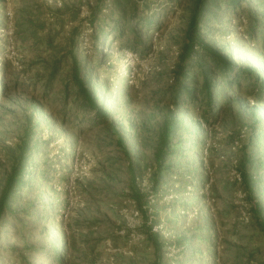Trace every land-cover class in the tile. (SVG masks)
<instances>
[{"label": "rangeland", "instance_id": "rangeland-1", "mask_svg": "<svg viewBox=\"0 0 264 264\" xmlns=\"http://www.w3.org/2000/svg\"><path fill=\"white\" fill-rule=\"evenodd\" d=\"M193 3L0 0V264H264V0Z\"/></svg>", "mask_w": 264, "mask_h": 264}, {"label": "trees", "instance_id": "trees-1", "mask_svg": "<svg viewBox=\"0 0 264 264\" xmlns=\"http://www.w3.org/2000/svg\"><path fill=\"white\" fill-rule=\"evenodd\" d=\"M206 5V0H194L193 7L191 9V12L189 14L188 23H187V30L184 37L183 44L181 46V53L179 56V61L183 63L187 58H189L192 54L193 47L195 44H202L200 35L198 33V25L201 19V14ZM208 51L211 52V60L213 63V67L216 68L217 72H221L224 75L222 76V82L225 80V75L229 72V60L225 56H221L217 51L208 48ZM177 71H180V74H183V65H180L177 67ZM209 67L202 72V85H201V93L205 94L209 100L211 97V87H212V80L211 76L208 74ZM73 83L76 86V95L78 98H81V106L85 109L91 110L94 109L95 111H102V109L99 107L97 98L93 96L91 90L88 86L85 85L84 79L79 77V68L77 66H73ZM177 72V73H178ZM179 74L175 77L176 83L175 86L176 90H179L181 88V82L180 79H178ZM236 76H234L230 80V85L235 86L238 85ZM8 84L6 81V78L3 75H0V101L2 100V97L4 95H7L6 91L8 89ZM103 117L107 118L108 114L106 112H103ZM94 119V116L92 117ZM25 136L22 138V141H20V144H18V151L15 156L12 158V163L10 166V170L6 175L3 188L0 192V217L3 214L4 211L8 210L11 212L9 207V199L12 195V191L14 186L20 182L22 173L24 171V167L26 165V162H24L25 157V151L28 149V133H24ZM261 230L264 233V222L261 223ZM62 254L57 255L56 259L61 260Z\"/></svg>", "mask_w": 264, "mask_h": 264}]
</instances>
